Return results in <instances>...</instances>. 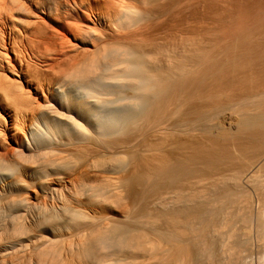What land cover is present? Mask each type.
Listing matches in <instances>:
<instances>
[{
    "label": "bare ground",
    "instance_id": "1",
    "mask_svg": "<svg viewBox=\"0 0 264 264\" xmlns=\"http://www.w3.org/2000/svg\"><path fill=\"white\" fill-rule=\"evenodd\" d=\"M255 9L0 0V264H264L218 223L264 206Z\"/></svg>",
    "mask_w": 264,
    "mask_h": 264
},
{
    "label": "rangeland",
    "instance_id": "2",
    "mask_svg": "<svg viewBox=\"0 0 264 264\" xmlns=\"http://www.w3.org/2000/svg\"><path fill=\"white\" fill-rule=\"evenodd\" d=\"M243 1V3L244 4H246L247 3V6H251V8H257V9H255V10H258V8H260V6L261 5H264V3H262V2H264V0H246V2H244V0H242ZM262 1V2H261ZM259 4H261L260 6H259ZM72 165H74V164H72ZM74 167V166H73ZM70 169H72V168H70ZM74 169H75V171H77L76 170V168L74 167ZM73 171V170H72ZM262 174H264V173H262ZM262 179H260L259 177ZM258 176H257V178L256 179H258L259 181H261V182H264V175H259L258 174ZM257 180V181H258ZM259 181L258 182H256V180H255V182L256 183H259ZM260 182V185H264V184H262ZM27 183V184H26ZM29 183H30V181H26L25 180V184L26 185H28L29 187L28 188H30V185H31V183H30V185H29ZM256 185H258V184H256ZM255 184L253 185H251L252 186V189L250 188V186L248 185V187L247 186H245L244 188H243V192H244V194L245 195H247V198L249 199V200H251L250 198H252L253 196H254V198H252V201H251V203H250V205L249 206H252V204L253 205H255L256 203H257V196H259V195H257V194H255L254 192H256L257 191V189L254 187V186H256ZM260 185H259V187H260ZM33 184H32V186H31V188L32 189H29L28 191L29 192H27V193H32L33 194V192L34 193H36V188H35V186H34V188H33ZM257 187V186H256ZM261 187H264V186H261ZM248 188V189H247ZM258 188V187H257ZM254 189V190H253ZM248 192H247V191ZM256 190V191H255ZM261 191V188L260 189H258V191ZM253 191V192H252ZM257 191V192H258ZM246 192V193H245ZM256 192V193H257ZM254 193V194H253ZM259 194H260V192H259ZM257 195V196H256ZM250 197V198H249ZM255 201H254V200ZM248 200V201H249ZM233 202H235V203H232L231 202V204H229V206H231V207H226V209H224V211L222 212V215H223V217L221 216V215H219V218H218V223H224L226 220L228 221V223H230V222H232V223H230V224H232V225H234V226H232L233 227V230H232V228H231V230H226V229H224V232L223 231H221L222 233H220V234H222V235H224V234H231L232 233V235H233V232H236V233H234V235H236L235 236V239L236 238H238L239 237V235H240V237H239V239H237V241L238 240H240L241 242H242V244H246V242H247V246L249 247V248H253L254 247V249H253V256L254 257H256V258H262V259H264V253H262V252H264V248H262V247H264V241H262L261 242V239L258 241V238H260V234L259 233H257V234H259L258 236L259 237H257V234H256V232L255 231H257V217H261L262 216V214L260 215L259 214V212H261V213H264V210H262V209H264V206H262L261 204V206H259V204L256 206H253V207H255V208H252V207H248V205L247 204H243L244 202H242V204H240L241 202L240 201H238V203L236 202V201H233ZM250 202V201H249ZM253 202V203H252ZM247 203V202H246ZM245 205H247V207L245 206ZM241 206V207H240ZM256 207H258V208H256ZM245 208V209H244ZM252 208V209H251ZM261 209V211H258L257 209ZM228 209V210H227ZM245 211H244V210ZM226 211V212H225ZM236 211H238V213L236 212ZM244 211V212H243ZM250 211V212H249ZM258 211V212H257ZM236 212V213H235ZM246 213V214H245ZM226 214V215H225ZM239 214V215H238ZM241 216H242V218H241ZM226 217V218H225ZM235 217V218H234ZM249 217V219L251 220H249V219H247ZM251 217V218H250ZM223 218V219H222ZM230 218H231V220H230ZM237 218V219H236ZM234 219V220H233ZM235 219H236V221H235ZM245 219H246V221H245ZM259 219V218H258ZM220 220H222V221H220ZM230 220V221H229ZM255 220V221H254ZM245 221V222H244ZM254 222H255V224H254ZM217 223V222H216ZM236 223V224H235ZM251 223V224H250ZM253 223V224H252ZM230 224H229V227H230ZM250 224V225H249ZM218 225V224H217ZM228 225V224H227ZM241 225V226H240ZM246 225V226H245ZM255 225V226H254ZM219 226H220V224H219ZM239 226V227H238ZM251 226H252V228H251ZM236 227V228H235ZM243 227V229L242 230H240L241 228ZM250 227V228H249ZM230 229V228H229ZM236 229V230H235ZM226 230V231H225ZM240 230V231H239ZM247 230V231H246ZM228 231V233H225V232H227ZM229 231H230V233H229ZM246 232H249L248 233V236L247 235H244ZM258 232V231H257ZM237 233L239 234V235H237ZM247 234V233H246ZM253 236H255V237H253ZM253 237V239H251ZM245 240L246 239V241H245V243L243 242V239ZM251 239V240H250ZM250 240V241H249ZM253 240V241H252ZM251 242V243H249V242ZM258 241V242H257ZM252 242H253V244H252ZM259 243H261V244H259ZM248 244H250V245H248ZM251 245L253 246V247H251ZM246 246V247H247ZM258 248H257V247ZM260 248V249H259ZM262 248V249H261ZM258 250H259V252H258ZM257 251V252H256ZM207 252V251H206ZM206 252H201V254H199L200 256H199V258H198V260H200L199 261V263H198V261H197V263L198 264H211V262H210V260L209 259H207L206 257H208L207 255H208V253L206 254ZM259 253H262V254H259ZM203 254H205V256L206 257H203L204 255ZM258 255V256H257ZM200 257H202V258H204V259H201ZM209 258V257H208ZM255 258V259H256ZM205 259L207 260V262L205 261ZM202 260V261H201ZM203 261H205V263L203 262ZM213 263V262H212ZM217 263V262H216ZM213 264H215V263H213Z\"/></svg>",
    "mask_w": 264,
    "mask_h": 264
}]
</instances>
